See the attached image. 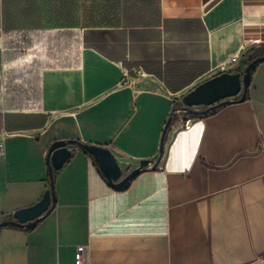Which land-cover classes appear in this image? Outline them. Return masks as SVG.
I'll return each mask as SVG.
<instances>
[{"label": "crops", "instance_id": "0c3cea01", "mask_svg": "<svg viewBox=\"0 0 264 264\" xmlns=\"http://www.w3.org/2000/svg\"><path fill=\"white\" fill-rule=\"evenodd\" d=\"M214 1L0 0V225L52 182L57 198L33 228L0 227V264L80 249L87 264H264V63L244 102L194 117L182 101L264 45V0ZM57 141L72 156L52 181ZM76 143L124 176L154 163L116 191Z\"/></svg>", "mask_w": 264, "mask_h": 264}, {"label": "water", "instance_id": "95a60500", "mask_svg": "<svg viewBox=\"0 0 264 264\" xmlns=\"http://www.w3.org/2000/svg\"><path fill=\"white\" fill-rule=\"evenodd\" d=\"M219 0H215L212 5ZM260 63H264V56L257 58L250 63L244 73L224 72L218 74L209 80L199 84L182 99L185 110L191 113L207 115L216 111L219 107L230 105L236 102H244L247 98L248 90L251 85L253 72ZM195 108H204L200 111H194ZM71 143L66 141L55 142L49 152V164L51 178L55 171L63 168L65 163L71 158L72 152L68 148ZM86 150L96 161L101 172L108 180L109 185L116 191L127 189L131 182L141 173L151 169L152 160L140 162L139 167L133 169L129 174L124 173L117 162L114 154L107 148L95 145L76 143ZM164 149V141L161 146V155ZM57 202L54 183H51V189L46 192L43 199L36 205L17 211L14 214L15 221L4 222L0 227L17 226L20 228L31 229L42 218L51 213Z\"/></svg>", "mask_w": 264, "mask_h": 264}, {"label": "rangeland", "instance_id": "374dc122", "mask_svg": "<svg viewBox=\"0 0 264 264\" xmlns=\"http://www.w3.org/2000/svg\"><path fill=\"white\" fill-rule=\"evenodd\" d=\"M264 56V45H252L245 52V55L241 58V63L236 68L240 73H244L247 66L259 57ZM184 116V113H180L179 109H176L173 114V122L178 120L179 116ZM186 115V114H185Z\"/></svg>", "mask_w": 264, "mask_h": 264}, {"label": "built area", "instance_id": "2783aa9c", "mask_svg": "<svg viewBox=\"0 0 264 264\" xmlns=\"http://www.w3.org/2000/svg\"><path fill=\"white\" fill-rule=\"evenodd\" d=\"M252 45H261L259 41H254ZM241 62V57L240 55H236L233 58H231L229 61L225 62L222 66L223 70H234ZM139 75H143V72L140 70L138 72ZM125 85H129L131 88L133 87V84L128 76H126V82ZM4 150L3 146L1 145V150H0V156L3 155ZM74 264H87L85 261V256L83 251L80 249L76 253L75 256V263Z\"/></svg>", "mask_w": 264, "mask_h": 264}, {"label": "trees", "instance_id": "16d2710c", "mask_svg": "<svg viewBox=\"0 0 264 264\" xmlns=\"http://www.w3.org/2000/svg\"><path fill=\"white\" fill-rule=\"evenodd\" d=\"M222 107H224V106H221V107H219V108H222ZM219 108H218V109H219ZM207 115H208V114H207ZM193 116H194V117H201V116H205V115H201V114H198V113H194ZM53 180H54V174H53V179H52V181H53Z\"/></svg>", "mask_w": 264, "mask_h": 264}]
</instances>
